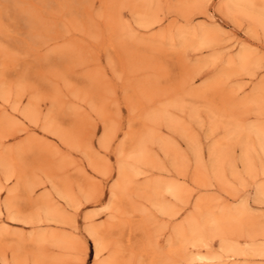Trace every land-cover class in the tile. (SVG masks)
Returning a JSON list of instances; mask_svg holds the SVG:
<instances>
[{"label": "rangeland", "instance_id": "374dc122", "mask_svg": "<svg viewBox=\"0 0 264 264\" xmlns=\"http://www.w3.org/2000/svg\"><path fill=\"white\" fill-rule=\"evenodd\" d=\"M229 1L0 0V264H264V0ZM223 211L238 220L214 237Z\"/></svg>", "mask_w": 264, "mask_h": 264}, {"label": "bare ground", "instance_id": "6f19581e", "mask_svg": "<svg viewBox=\"0 0 264 264\" xmlns=\"http://www.w3.org/2000/svg\"><path fill=\"white\" fill-rule=\"evenodd\" d=\"M251 0H230L229 2H228V8H229V11L230 12H236V11H238V10H241L240 8H242L243 7V5L244 4H248L249 2H250ZM263 1V0H262ZM250 5V4H249ZM248 6V5H247ZM249 7V6H248ZM252 8H253V6H252ZM243 9V8H242ZM260 9H264V6H262V8H260ZM261 11V10H260ZM258 14V13H257ZM231 15V14H230ZM233 15V14H232ZM252 15H253V13H252ZM260 16H262V17H260V19L261 20H259L260 22H261V24H262V26L264 27V15L263 14H260ZM245 57V56H244ZM244 57L242 56V55H240V59H244ZM242 62V61H241ZM243 63V62H242ZM245 63H248V62H246L245 61ZM248 65V64H247ZM154 116V115H153ZM152 119V118H151ZM158 122V121H157ZM171 122V121H170ZM253 128V127H252ZM259 128V127H258ZM155 129V128H154ZM254 131V130H253ZM152 132H153V130H152ZM248 132V131H247ZM156 133H158V131L156 132ZM155 133V134H156ZM250 133V132H249ZM256 135L258 136V138H259V146H260V148L264 151V128H261L260 127V129H256ZM106 134V133H105ZM109 134V133H108ZM153 134V133H152ZM111 136V135H110ZM110 136H105V140L104 141H102V144H101V146H103V147H105V145H107V140L108 139H110ZM155 137H157V135L155 136ZM160 139V138H159ZM243 139V138H242ZM112 141V140H111ZM147 141H149V139L147 140ZM146 141V142H147ZM145 142V141H144ZM241 142H242V140H241ZM146 144V143H145ZM109 145H110V143H109ZM139 145V144H138ZM228 145V144H227ZM221 146V145H220ZM243 146V145H242ZM141 146H138V148H140ZM246 147H248V145L246 146ZM102 148V147H101ZM106 148V147H105ZM244 148H245V146H244ZM221 148L220 147H213L212 149H210L211 151H210V156H209V161L211 162V164L212 165H214L213 167H215L216 165V163L219 165V163L220 162H218V160H221L222 159V157H220V156H223V155H225V153L223 154L222 152L225 150H223V147H222V150H220ZM142 150H146V149H142ZM139 151V150H138ZM147 151V150H146ZM226 151V150H225ZM220 152H221V154L222 155H220ZM138 154H140L139 156H140V158L137 160V162H141L142 161V159H143V156H144V154L145 155H147L146 154V152L144 153L143 151H141V153H138ZM134 155V154H133ZM132 156V155H131ZM138 156V155H137ZM136 156V157H137ZM138 156V157H139ZM243 156H244V162L248 165L249 164V161H248V151L246 150V149H243ZM127 157V156H126ZM130 157V156H129ZM200 157H201V161H202V159H203V154L201 153V155H200ZM218 157H220L219 159H218ZM223 157H225V156H223ZM123 158V157H122ZM145 158V157H144ZM131 159H132V157H131ZM218 159V160H217ZM125 160V159H124ZM130 160V159H129ZM147 161V160H146ZM217 161V162H216ZM224 161V160H223ZM9 162V161H8ZM94 162V161H93ZM143 162V161H142ZM222 162V161H221ZM127 163V162H126ZM134 163L135 162H132V163H130V164H125L124 163V161L121 159L120 160V162H119V180H118V184L117 185H115L114 187H113V190H112V197H113V206L111 207L112 209L111 210H116L117 208H116V200H117V195H116V190H117V188L119 189V188H121V189H123L124 187H126V186H128V185H130L132 182V177H131V172L133 171V169H134ZM203 163V162H202ZM223 163V162H222ZM11 164V163H10ZM137 164V166H138V163H136ZM135 164V165H136ZM12 165V164H11ZM221 166V165H220ZM251 166V165H250ZM97 167V166H96ZM136 167V166H135ZM219 167V166H218ZM140 168V167H139ZM139 168H138V170H139ZM135 170H137V168L135 169ZM221 170V169H220ZM199 171V170H198ZM137 172V171H136ZM200 172V174H201V171H199ZM199 172H198V174H199ZM133 173V172H132ZM138 173V172H137ZM216 173V172H215ZM222 173V172H221ZM110 174V173H109ZM141 174V173H140ZM202 174H203V172H202ZM219 174L220 173H218L217 174V176H218V178L220 177H222V176H219ZM221 175V174H220ZM135 176V175H134ZM196 176V175H195ZM204 177V176H203ZM202 177V178H203ZM206 178V177H205ZM219 178V180L218 181H220L221 179H223L224 180V178L225 177H223V178H221L220 179ZM198 180V179H197ZM201 181H202V179H200ZM199 180V181H200ZM205 180V179H204ZM198 183V182H197ZM200 184H202L203 182H199ZM199 184V185H200ZM203 185H207V184H204L203 183ZM133 187V186H132ZM157 187V186H156ZM131 188V187H130ZM153 188V187H152ZM158 188V187H157ZM121 189H119V190H121ZM129 189V188H128ZM167 189L169 190V192L171 193V195H173V196H175L176 198H180V199H182V194H183V192H185V194H187V195H189L188 194V192L186 193V189H185V191H184V189H183V191H182V188L179 186V185H176V184H168L167 185ZM166 189V190H167ZM158 190V189H157ZM156 190V191H157ZM127 191V190H126ZM128 192V191H127ZM153 192H155L154 190H153ZM134 193V192H133ZM190 194H191V192H189ZM257 195L258 196H263L264 197V187L262 188V189H260V188H258V191H257ZM184 196V195H183ZM96 198V197H95ZM175 198V199H176ZM190 198V197H189ZM70 201H72L73 203L76 201L74 198H71V197H69L68 198ZM94 198H89L88 200L89 201H92ZM75 200V201H74ZM87 200V201H88ZM203 200V199H202ZM95 201H96V199H95ZM178 201V200H177ZM179 201H181V200H179ZM184 201V200H183ZM118 203V202H117ZM186 203H189V200H187V202ZM75 204V203H74ZM120 204V203H119ZM200 204V203H199ZM10 205V204H9ZM213 205V204H212ZM201 205H199V207H200ZM163 208H162V211L163 212H167V213H170L169 215H171V216H173V214L176 212V213H178L177 211H175L174 212V210L172 209V207L171 206H162ZM196 207V206H195ZM46 208V207H45ZM212 208V207H211ZM216 208V207H215ZM214 209V208H213ZM114 210V211H115ZM198 211H199V209H198ZM217 211V210H216ZM116 212H117V210H116ZM162 212V213H163ZM244 212V211H243ZM46 214H47V216H48V220H50V221H53V222H55V223H64V221L62 220V218H60V216L62 215V212L60 211V210H58V209H56L55 207L53 208L52 206H48L47 207V209H46V212H45ZM166 213V214H167ZM218 213V212H217ZM245 213V212H244ZM165 214V213H164ZM179 214V213H178ZM134 215V214H133ZM175 215H177V214H175ZM121 216V215H120ZM209 217L208 218H204V219H206V220H204L205 222V225H207L208 226V229L210 230V232H212V233H210V234H212V235H214V234H217V235H222V233H223V231H224V228H226V227H228V226H226V224H232V222H236L237 220H238V216H236V214L234 213V212H232V211H223V213H221V215H219V216H216V214H210V215H208ZM243 216V215H242ZM90 216H88V218L86 217V219H89L90 220V218H89ZM141 217V216H140ZM92 219V218H91ZM190 219H192V218H190ZM194 220V219H193ZM24 221V220H23ZM46 221V220H45ZM143 221V220H142ZM145 221V220H144ZM200 221V220H199ZM194 222V221H193ZM188 223H189V221H188ZM201 223V222H200ZM203 223V224H204ZM135 224V223H134ZM191 224V223H190ZM194 224V223H193ZM196 224V223H195ZM197 224H199V223H197ZM203 224H201L200 225V227L198 226L197 227V225H196V227L195 226H193L192 224L190 225V230H191V233L193 234L192 235V237L193 236H197V238L196 239H202V236L204 237L205 236V233L201 236V234L203 233V232H205V231H207L206 230V226L205 225H203ZM230 226V225H229ZM109 227V226H108ZM186 227H187V225H186ZM185 227V228H186ZM201 227H206L205 229H204V231L202 230L203 228H201ZM188 228V227H187ZM113 229V228H112ZM126 229V228H125ZM90 232H92L93 233V237H94V241H95V246H96V257H99L100 255H101V253L103 252V250L105 249V243H104V241H103V238H101V234H102V232L100 231L101 229L100 228H98V227H91L90 226V228L88 229ZM182 230H184V228L182 229ZM182 230H180V229H178V230H176L177 231V233L176 234H179V235H183V233H181V231ZM201 231H203V232H201ZM233 231H234V229H233ZM145 232V231H144ZM200 232H201V234H200ZM235 232V231H234ZM233 232V233H234ZM185 233V232H184ZM49 235V234H48ZM109 235V234H108ZM112 237V236H111ZM206 237V236H205ZM211 237V236H210ZM214 237H217L216 235H214ZM222 237V236H221ZM224 237V236H223ZM38 238V240L40 241L42 238H43V236H39V237H37ZM36 238V239H37ZM145 238V237H144ZM194 238V239H195ZM108 239H110V238H108ZM211 239V238H210ZM216 239V238H215ZM223 240V243H222V247H223V250L225 251V253H228V252H232V254L235 256V255H239L240 253V250L241 249H239V247L236 245H233V246H229L228 247V243H227V241L225 240V238H222ZM69 238L68 237H66V238H61V237H58V242L60 241V243L63 245V244H67V243H69ZM106 240H107V238H106ZM37 241V240H36ZM195 241V240H194ZM5 242V241H4ZM55 242V241H54ZM183 242V241H182ZM201 242V241H200ZM204 242H205V240H204ZM203 242V243H204ZM38 243V242H37ZM145 243V242H144ZM147 243V242H146ZM197 243V242H196ZM131 244V243H130ZM192 244V243H191ZM207 244H208V242H207ZM41 245V244H40ZM69 245V244H68ZM109 245V244H108ZM126 245V244H125ZM181 245V244H180ZM197 245V244H196ZM199 245V244H198ZM36 246H38V245H36ZM111 246V245H110ZM131 247V246H130ZM177 247V246H176ZM264 247V246H263ZM262 247V249H260V250H264V248ZM66 248V247H65ZM64 248V249H65ZM115 248H116V246H115ZM107 249V248H106ZM128 249V248H127ZM116 250V249H115ZM114 250V251H115ZM120 251V250H119ZM110 253H112V252H110ZM256 253V252H255ZM19 254V253H18ZM204 255V254H203ZM122 256V255H121ZM132 256V255H131ZM162 256V255H161ZM171 256V255H170ZM40 257V256H39ZM182 257H184V256H182ZM196 257H197V255H196ZM232 257V256H231ZM231 257H226L225 259H229V258H231ZM18 258V262H17V264H22L21 263V261H20V258L19 257H17ZM16 258V259H17ZM198 259V261L199 262H205V261H212V259L214 258L213 256H207V257H202V256H200V257H197ZM222 258V257H221ZM196 259V258H195ZM47 260V259H46ZM52 260V259H51ZM161 260V259H160ZM179 261V260H178ZM227 261V260H226ZM42 262V261H41ZM44 262V261H43ZM180 262V261H179ZM195 262V261H194ZM223 262H225V261H223ZM117 263V253L116 252H114V254L109 258V260H107L104 264H116ZM175 264V263H174ZM221 264H228L227 262H225V263H221Z\"/></svg>", "mask_w": 264, "mask_h": 264}, {"label": "snow or ice", "instance_id": "6c2138e0", "mask_svg": "<svg viewBox=\"0 0 264 264\" xmlns=\"http://www.w3.org/2000/svg\"><path fill=\"white\" fill-rule=\"evenodd\" d=\"M89 264H90V260H89Z\"/></svg>", "mask_w": 264, "mask_h": 264}]
</instances>
